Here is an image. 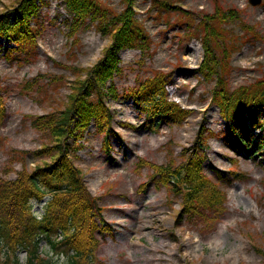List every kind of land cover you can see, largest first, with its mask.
<instances>
[{"label": "rangeland", "instance_id": "obj_1", "mask_svg": "<svg viewBox=\"0 0 264 264\" xmlns=\"http://www.w3.org/2000/svg\"><path fill=\"white\" fill-rule=\"evenodd\" d=\"M18 1L0 0V12L16 19ZM97 1L114 14L128 5V0ZM132 2L150 46L145 52L122 51V71L104 88L109 92L105 105L113 115L110 131L121 139L109 134L110 150H106L105 137L93 124L76 160L84 184L100 198L103 220L110 228L109 234H99L92 264H264V155L237 153L224 140L226 124L212 100L218 76L207 80L200 71L205 58L200 22L215 16L217 9L233 11L227 23H213L219 34L213 46L220 76L230 92L253 89L264 81V0L257 7L249 0ZM38 5L32 25L39 23L40 34L27 55L0 35L3 180H14L20 171L32 172L51 161L50 156L37 154L54 141L33 121L64 110L75 81L86 77L79 70L93 67L111 43L94 25L69 35L72 18L64 0ZM158 74L170 78V100L192 114L180 125H162L150 132L139 127L145 115L126 94ZM30 80L35 81L26 91L24 85ZM201 125L208 146L203 176L217 183L215 171H219L229 180L217 184L223 204L203 209L206 218L191 220L182 213V195L155 183L143 186L153 173L151 165L185 161L183 150L194 146ZM36 211L40 208L35 205ZM41 246L49 250L45 241ZM20 257L24 260L25 253Z\"/></svg>", "mask_w": 264, "mask_h": 264}, {"label": "trees", "instance_id": "obj_2", "mask_svg": "<svg viewBox=\"0 0 264 264\" xmlns=\"http://www.w3.org/2000/svg\"><path fill=\"white\" fill-rule=\"evenodd\" d=\"M39 1L43 0H19L15 22L8 13L0 12V35L11 38L19 50L26 51L25 45L33 48L36 44L39 23L35 27L31 23L38 11ZM64 1L73 17L70 35H75L81 27L86 29L94 25L102 35L111 38V43L93 67L77 69L86 77L75 81L65 109L33 121L35 128L49 134L54 141L53 145L44 147L37 154L48 155L51 161H46L32 172L20 171L15 180L0 179V264L17 263V258H12L17 257L15 254L20 247L29 251L26 264H54L37 253L42 237L50 242L53 251L66 254L68 264H88L98 246L97 235L110 230L103 220L100 199L92 196L85 186L76 160L78 153L85 149V137L93 124L97 132L105 137L107 150H110L109 134L120 138L110 131L113 115L105 105L104 96L109 92L105 93L104 88L122 71L120 52L126 49L145 52L149 49L150 38L136 20L132 0H128L127 7L119 14L103 8L97 0ZM218 11H215V16H208V20L206 17L200 22L205 56L200 71L207 80L218 76L212 100L227 123L225 141L238 153L263 156L264 81L253 89L241 88L230 92L227 88L220 76V62L214 52L213 42L219 37L214 24L215 21L225 24L235 14L233 11ZM74 74L78 75L76 70ZM33 82L26 84V91L32 89ZM169 82L167 75L158 74L143 81L134 92L126 94L133 100L140 115H145L142 128L158 131L162 125H179L192 114L191 110L169 99L166 90ZM110 91L114 92L113 89ZM3 115L4 109L0 104V124ZM204 130V125H201L194 146L183 150V163L176 164L170 160L165 165H151L153 173L143 186L155 183L182 195V213L191 220L206 218L203 209L217 207L224 201L218 183H213L202 174L207 147ZM257 130L260 132L255 134ZM215 174L219 182L225 179L220 172L215 171ZM46 194L52 197L45 205V215L39 218L31 212L33 201L40 202ZM60 234H63V239L57 241ZM3 257L6 258L2 260Z\"/></svg>", "mask_w": 264, "mask_h": 264}, {"label": "water", "instance_id": "obj_3", "mask_svg": "<svg viewBox=\"0 0 264 264\" xmlns=\"http://www.w3.org/2000/svg\"><path fill=\"white\" fill-rule=\"evenodd\" d=\"M262 2V0H250V3L254 6L259 5Z\"/></svg>", "mask_w": 264, "mask_h": 264}]
</instances>
